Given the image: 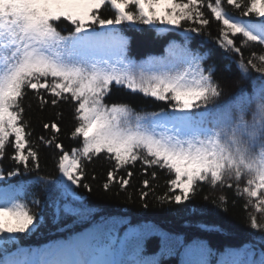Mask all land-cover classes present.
<instances>
[{"label": "snow or ice", "instance_id": "1", "mask_svg": "<svg viewBox=\"0 0 264 264\" xmlns=\"http://www.w3.org/2000/svg\"><path fill=\"white\" fill-rule=\"evenodd\" d=\"M105 6L114 12L113 18L102 16ZM205 9L221 24L219 46L240 55L242 75L247 77L251 69L262 81L253 84L251 94L242 88L224 104L217 103L223 89L213 69H206L205 57L187 43L170 45L166 56L137 64L116 27L127 22L182 28L184 22L192 25L185 32L200 33L210 23ZM62 23L70 29L60 27ZM236 37L241 38L240 46ZM249 44L264 47V0H0V159L10 145L12 159L25 171L30 162L39 168L28 125L21 123L22 100L26 90H32L42 104L49 103L43 90L52 97V105L65 101L75 106L71 137L80 141L79 147L65 151L55 137L40 138L60 150L58 171L66 180L57 184L66 199H79L72 186L88 188L82 184L84 167L103 154L114 161L109 182L118 181L120 187L129 185L132 173L126 171L124 178L117 171L140 161L174 177L168 183L175 203L188 200L201 183H207L235 187L237 195L247 196L249 203L255 200L254 209L264 212V54L253 52L245 62L241 48ZM113 86L166 102L171 111L164 109L149 118L126 103L106 104ZM44 127L60 132L55 123ZM20 174L13 169L5 175L0 168V180ZM143 184L148 187L149 181ZM22 191L23 185L0 189V243L15 242V234L38 226L39 217L17 199ZM63 210L91 219L92 210L83 206L65 203ZM250 221L251 228L264 231L255 215ZM124 223L94 222L63 243L35 251L19 249L5 255L0 264H159L160 256L174 255L177 249L180 264H212L213 257L216 264H264V251L256 259L254 245L226 247L218 253L204 239L186 243L183 235L154 225L129 227L120 236ZM153 234L160 237V249L146 256L144 240Z\"/></svg>", "mask_w": 264, "mask_h": 264}, {"label": "trees", "instance_id": "2", "mask_svg": "<svg viewBox=\"0 0 264 264\" xmlns=\"http://www.w3.org/2000/svg\"><path fill=\"white\" fill-rule=\"evenodd\" d=\"M229 10L238 15L235 9ZM101 13L104 18L114 17V12L108 6H105ZM205 13L209 16L210 23L200 33L185 32L184 28L192 25L184 22L182 28L165 24L142 25L127 22L116 27L126 37L128 54L137 64L166 56L170 45L187 43L193 52L205 57L204 67L213 69L214 79L223 89L218 104L229 101L242 88L251 94L253 84L259 86L262 82L260 74L249 69L247 77L242 75L238 68L240 55L219 46L221 24L214 20L209 10L205 9ZM60 27L70 29L71 26L62 23ZM235 39L240 46L241 38ZM241 52L246 62L253 52L257 55L264 54V47L249 44L242 47ZM254 62L260 66L258 61ZM26 92L27 95L22 100L25 111L21 123L28 125L26 132L31 133V143L38 151L39 168H34L30 162L28 170L25 171L23 165L12 159L14 150L9 145L4 157L0 159V168L5 175L13 169L19 170L21 174L0 180V189L7 188L9 184L17 187L23 185L24 191L18 193L17 199L28 204L32 214L39 217V221L33 230L15 234L16 241L0 249V259L19 249L35 251L50 248L71 239L73 235L85 229H90L94 222L104 219L127 222L121 224L120 236L129 227L154 225L163 231L183 235L186 243L193 238L204 239L218 253L226 247L243 248L245 245H254L256 259H259L260 252L264 251V243L261 242L264 231L251 228L250 216L255 215L258 223L264 225V212H257L254 209L255 200L249 203L247 196L237 195L235 187L220 185L213 187L201 183L188 200L175 203L170 199L168 183L174 177L166 169L147 167L137 161L126 170L117 171V176L124 178H128L126 171L132 173L129 185L120 187L118 181L109 182L108 179L114 161L101 154L99 157H93L84 167L82 184L88 185V188L72 186L79 199L74 201L70 196L66 199L61 195L63 190L57 184L58 180H66L58 171L57 158L60 150L54 145L42 143L40 138L55 137L56 142L61 143L65 151L79 147L80 141L71 137V130L75 124V106L65 101H58L56 105H52L50 103L52 97L41 90L44 99L49 101L42 104L34 91ZM105 103L129 104L142 117L149 118L153 113H160L164 109L171 111L166 102L157 101L138 91L133 92L125 86H113L105 97ZM208 108L214 109V105L209 104ZM208 118L212 119V116L209 115ZM53 123L57 124L60 132L57 133L51 127H44L45 124L51 126ZM144 180L149 181L148 187L144 186ZM105 183L109 184L108 189L104 188ZM229 183L235 185L234 181ZM240 186H244L243 181ZM144 192H147L146 196L142 195ZM33 199L39 203L33 204ZM65 203H71L73 207L83 206L91 209V219L82 220L79 216L65 213L63 210ZM159 249L158 235H150L144 240V255L151 256ZM180 251L177 249L174 255L160 256L159 264H180ZM212 264H216V257L212 258Z\"/></svg>", "mask_w": 264, "mask_h": 264}, {"label": "rangeland", "instance_id": "3", "mask_svg": "<svg viewBox=\"0 0 264 264\" xmlns=\"http://www.w3.org/2000/svg\"><path fill=\"white\" fill-rule=\"evenodd\" d=\"M5 236H7L8 234L7 233H5L4 234ZM3 240V237H0V241H2ZM9 244H11V243H7V244H4V243H0V249H3V248H5L7 245H9Z\"/></svg>", "mask_w": 264, "mask_h": 264}]
</instances>
